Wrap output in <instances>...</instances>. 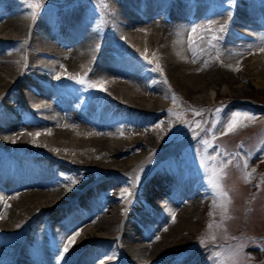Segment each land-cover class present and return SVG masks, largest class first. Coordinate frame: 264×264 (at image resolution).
<instances>
[{
    "label": "bare ground",
    "instance_id": "6f19581e",
    "mask_svg": "<svg viewBox=\"0 0 264 264\" xmlns=\"http://www.w3.org/2000/svg\"><path fill=\"white\" fill-rule=\"evenodd\" d=\"M5 1L0 0V4ZM122 1L129 4V0ZM135 5L128 7L130 15L127 9L115 11L114 20L120 29L116 28L119 33L113 30V35L118 42L136 41L141 48L147 45L148 51H153L155 31L159 30L160 36V26L168 22V14L176 19L180 15L169 4L164 7L156 1L149 6ZM251 10L241 8L211 19L202 17L198 24L188 22L194 18L176 21L173 29L162 33L165 38L160 36L164 41L158 45L157 56L165 75L162 81L169 78L191 103L200 106L207 101L210 90L221 93L224 83L236 90L241 88L236 78L246 85L263 87L264 34L251 23ZM215 27L231 35L221 38L218 49L204 45L185 56L180 54L181 48L189 42L198 43ZM75 29L81 35L69 36L65 25L52 26L48 32L36 30L10 1L0 10V45L10 50L3 53L0 49V104L6 111L0 117V150L49 154L25 155L22 159L28 169H20L16 178L12 177L14 186L0 189V264L161 263L172 254V241L192 231L202 195L196 191L199 186L191 195L187 188L197 184V178L190 173L180 181L162 171L147 174L140 184L144 192L141 210L132 212L129 208L123 212L121 201L122 193L129 189L122 187L128 173L154 157L151 153L165 133L162 121L168 97L157 81L135 87L128 73H113L108 59L97 61L98 49L86 31L80 25ZM214 52H218L216 57ZM53 65L63 70L74 67L84 74L89 98L69 106L56 103V99L47 100L45 89H39V85L46 84L42 70ZM24 77L30 78L34 86ZM37 90L40 95L34 96ZM234 95L229 93L228 98L233 100ZM118 105L129 110L126 126L119 122ZM14 108L36 122L34 131L25 129L27 125L11 126ZM223 112L228 114V108ZM100 115L102 121L106 119L98 124ZM54 159L67 171L66 177L75 178V182L64 177L56 184L48 174L32 170L35 165L53 170ZM43 177L48 180L39 182ZM74 206L88 207L94 213L81 220L68 236L60 237L57 213ZM77 232L79 235L65 253L64 246Z\"/></svg>",
    "mask_w": 264,
    "mask_h": 264
},
{
    "label": "rangeland",
    "instance_id": "374dc122",
    "mask_svg": "<svg viewBox=\"0 0 264 264\" xmlns=\"http://www.w3.org/2000/svg\"><path fill=\"white\" fill-rule=\"evenodd\" d=\"M96 1H98L102 8H104L102 9L103 13H101V11H98L97 13L101 19L103 37L102 45L104 48L110 45L112 47L115 43L113 30H116L118 26L114 27L115 23L111 20L113 15L105 6L109 4L113 6L114 9H120L123 7V4L120 0ZM18 2L21 7H24V4H27L25 3V0H18ZM29 2L40 5L35 10H32V12L35 11L34 16L30 11L32 17L29 20L34 24L37 16L44 10V8H54L60 0H29ZM175 2L177 3V0H175ZM198 4L200 5L199 10H206V8L215 10L217 6L220 7L223 5H228L226 7L232 8L240 7L239 4H236L235 6H230L225 3L217 5L218 2H216V0H203L202 3ZM21 10V16L27 18L28 14L26 13V10ZM22 13H24V15ZM163 27L164 29H162ZM119 29L120 28L118 27L117 30L119 31ZM166 31L167 29H165V26H162L160 32L162 38H165V35H162V33ZM158 32L159 30H156L152 37V43H154V49L156 51L154 49L153 51L149 50L148 53H151L149 55L147 53V56L151 71L153 72L152 75L158 79V83L164 89V93L168 97L169 105L167 104V106L172 109L170 115L167 116L163 114L164 118L162 125L165 128L164 134L166 135L167 132H169L167 137V140H169V137H173L176 133L183 131V129L188 127L189 124H194L193 126L197 128H195V130L192 128L187 131L192 132L191 135H194L199 132L198 124L200 121L206 116H209L206 127L204 131L201 132L203 135V142L200 141L199 138L195 139L191 153L193 154L194 160L197 163L202 164L205 168L206 182L210 186L211 184L209 183V180L215 170L219 192L225 194L224 196H221L218 194L217 190H214L216 193L214 204L210 206L211 201L209 205H203L202 203L199 209L195 212L196 221H193V228L191 227L192 231L190 234L187 232L180 237L175 238L172 241V244H170V251L176 253L184 250L186 249L187 244L189 245L192 242L202 243L211 241L214 245L216 244V247L210 256H213L218 252V257H220V262L218 264H264V86L258 87L253 84L246 85L244 81L236 78V83L242 87L236 90L231 88V85L229 86V84H222L221 89L222 92H224L225 97L222 92H219L215 95V99H211L210 97H212L214 91L210 90L211 93H209L208 100L202 108L198 104L191 103L189 101V96L182 93L183 91H181V88L178 87L177 84H174L168 77L165 82L162 81V77L165 75L163 69L159 67L160 60H158L159 58L157 55L160 51L158 50L160 47L158 45H162L164 39H160ZM203 42L209 44L208 46L214 44L210 39H204ZM216 43V47H219L222 40L219 39V42L216 41ZM132 45L136 46V48L140 47L142 50H146L147 47V45H143L141 48L140 43H137L136 41ZM3 46L5 45H0L1 51L3 53H8V51H10L9 47L5 46L4 48ZM133 46L131 49L135 50L136 48ZM2 48L6 52L2 50ZM186 50L187 48L185 49V47L184 49L181 48L180 54L183 53L184 55L182 54V56L187 55L189 50ZM217 54L218 52H214L213 57H216ZM154 55H156L157 58L154 57ZM152 65L154 67H152ZM49 67L42 70V75L45 78L46 84H41L39 87L45 89L46 94L49 95V99H51V96L56 97L60 102H62L61 98L69 101L64 99L63 94H67L70 87L72 90V87L75 88V85H77L76 87L83 86V84H76L73 82L75 81L74 78L80 75V71L76 70L74 67H65L63 70V67L60 65ZM49 75L50 77H48ZM65 75L68 77H65ZM63 76L66 79L62 78ZM229 93L236 94L233 96L235 97L234 100L228 98ZM33 95L39 96L40 94L38 93L35 95L34 93ZM219 95L220 97L217 98ZM219 99L220 102L217 103V100ZM213 102H216L217 104L214 107H211L210 104ZM99 104L100 103L98 102V105ZM238 105H242L243 110L237 109ZM89 106L91 107L93 104H89ZM222 107H228L229 115L226 112H223V109H220ZM124 108L126 109L125 106H119V112L125 111ZM102 117L103 115L100 116L99 121H102ZM166 121L168 122L166 123ZM221 123H223V125ZM183 138L184 137L181 136V140H183ZM160 140L161 138L158 140V144L161 143ZM178 143L179 141L176 143H170L168 147H172L173 149V146H176ZM160 153V150L151 153L154 157H152L149 162L139 165L140 169L138 166L135 172H129L127 185L130 184L131 180L132 182L130 185H133L134 179H132V176L135 177L136 175V177H139L137 183L139 184L141 181V184L144 177L147 174L150 175V170L153 171L156 167L163 170L162 167L165 164L156 166V159H158L157 157ZM164 167L167 169L166 166ZM64 173L65 172L61 170V174L64 175ZM60 176L61 175L54 174L53 178L60 180ZM63 178L64 176L61 180H63ZM55 179H53V181L56 184L60 183ZM123 184L122 187L124 188H129L130 186H123ZM138 184L129 189L128 192L131 193V195L122 199L123 212L129 208L133 210L132 212L140 211L139 207L133 206L129 203V199L134 193L135 188L138 187ZM206 208H210V212L206 210ZM132 212H129V214L132 215ZM244 235L247 239H244ZM246 241L249 242L245 244ZM217 244H219V246ZM247 247L257 248L261 252V255L255 251L246 249ZM258 250L256 251L258 252ZM194 255V252L189 253L187 258L192 259ZM199 263L204 264L203 262Z\"/></svg>",
    "mask_w": 264,
    "mask_h": 264
},
{
    "label": "snow or ice",
    "instance_id": "6c2138e0",
    "mask_svg": "<svg viewBox=\"0 0 264 264\" xmlns=\"http://www.w3.org/2000/svg\"><path fill=\"white\" fill-rule=\"evenodd\" d=\"M25 3H27L28 6H29L30 8H33L34 10L40 6V5L37 4V3H30L29 0H25ZM34 15H35V11H33V16H34ZM223 30H224V29L222 28L221 31H223ZM193 31H195V30H193ZM79 82H80V83H84L83 80H80ZM101 90H103V89H101ZM39 135H40V134L37 133V136H39ZM65 179H66V180H69V181H71V182H75V178L66 177ZM133 179H136V180L138 181V180H139V177H133ZM209 183L211 184V186H212L213 189H215V190L218 191V194H220L221 196H224V195H225L224 193L219 192V185H218V183H217V174H216L215 170L213 171V174H212V176H211V178H210V180H209ZM129 195H131V193H129V192L127 191V189H125L124 192L122 193V198H124V197H126V196H129ZM173 216H174V214H173ZM78 235H79V233L77 232V233L75 234V236H72V237H71V239L69 240L68 244H66V245L64 246L63 251H64L65 253L68 251V248L71 246V244L74 243L75 238H76V236H78ZM157 239H159V238L157 237ZM62 258H63V255L61 254V259H62Z\"/></svg>",
    "mask_w": 264,
    "mask_h": 264
}]
</instances>
